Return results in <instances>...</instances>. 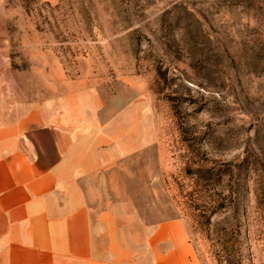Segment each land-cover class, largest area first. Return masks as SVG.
Instances as JSON below:
<instances>
[{
	"label": "rangeland",
	"instance_id": "1",
	"mask_svg": "<svg viewBox=\"0 0 264 264\" xmlns=\"http://www.w3.org/2000/svg\"><path fill=\"white\" fill-rule=\"evenodd\" d=\"M80 104L108 262L264 264V0H0V125Z\"/></svg>",
	"mask_w": 264,
	"mask_h": 264
},
{
	"label": "crops",
	"instance_id": "2",
	"mask_svg": "<svg viewBox=\"0 0 264 264\" xmlns=\"http://www.w3.org/2000/svg\"><path fill=\"white\" fill-rule=\"evenodd\" d=\"M91 109L72 105L34 128L0 125V264H111V251L97 248L86 186L111 165V137ZM173 252L156 264H176Z\"/></svg>",
	"mask_w": 264,
	"mask_h": 264
},
{
	"label": "trees",
	"instance_id": "3",
	"mask_svg": "<svg viewBox=\"0 0 264 264\" xmlns=\"http://www.w3.org/2000/svg\"><path fill=\"white\" fill-rule=\"evenodd\" d=\"M218 243V242H217ZM225 248H227V250H228V247H225ZM229 255H227L228 257L229 256H231V253H228ZM228 264H232V262L231 261H229V263Z\"/></svg>",
	"mask_w": 264,
	"mask_h": 264
}]
</instances>
